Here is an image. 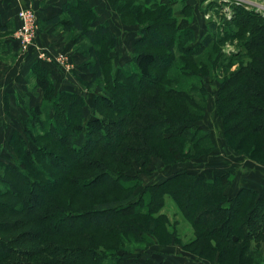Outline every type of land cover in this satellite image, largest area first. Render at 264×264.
I'll return each mask as SVG.
<instances>
[{"label":"trees","instance_id":"16d2710c","mask_svg":"<svg viewBox=\"0 0 264 264\" xmlns=\"http://www.w3.org/2000/svg\"><path fill=\"white\" fill-rule=\"evenodd\" d=\"M175 1L151 5L156 1L123 0L118 5L125 22L146 21L136 42L135 59L124 67H115L110 57L117 33L109 22L100 21L89 0H67L63 14L48 19V23L70 33L74 43H82L91 58L87 63L92 73L90 85L102 80L105 89L96 96V111L87 119V101L82 93L58 89L49 66L40 59L31 66L44 101L29 110L22 126L11 132L9 143L17 160L0 159V184L5 188L0 190V214L16 218H0V264H127V243L152 244V234L174 237L164 212L167 195L183 206L186 217L198 219L200 233L186 243L187 247L211 258L219 252L224 264L260 262L264 251V237H260L264 235V189L243 187L231 197L223 188L230 181L228 173L208 177L183 170L148 185L139 198L135 195L141 178L128 172V156H149L127 140H141L152 151L160 149L166 160L185 152L187 145L202 151L214 148L211 134L201 125L209 96L204 77L209 75L210 66L197 55L211 44L238 38L243 47L248 44L264 56L256 43L260 36L264 42V35L258 36L264 33L262 14L233 4V17L224 18L223 25L212 22V29L198 41L188 20L190 6H184L185 16L180 18L173 8ZM234 20L239 27H233ZM158 21L165 29L162 32L154 25ZM9 29V24L0 22V30ZM85 39L89 45L82 41ZM151 50H166L167 54ZM236 55L228 56L222 49L212 53L221 59ZM253 60L260 63L261 58ZM152 61H159L160 66L152 67ZM177 61L181 64L175 67ZM153 68L159 71L155 73ZM244 68L256 73L250 66ZM230 79L221 81L216 92V110L225 122L232 121L230 132L226 131L231 137L227 141L231 143L237 133L243 140L250 138L254 150L247 157L261 161L264 82L253 81L255 90L239 84L231 89ZM197 186L202 189L196 198ZM84 201L90 206L84 207ZM253 239L261 242L257 249Z\"/></svg>","mask_w":264,"mask_h":264},{"label":"rangeland","instance_id":"374dc122","mask_svg":"<svg viewBox=\"0 0 264 264\" xmlns=\"http://www.w3.org/2000/svg\"><path fill=\"white\" fill-rule=\"evenodd\" d=\"M138 1L142 3L146 2V0ZM152 1L147 0L149 3ZM155 1L156 2H152L151 5L157 2L165 4L170 0ZM122 2L123 0H116L113 4L110 0H101L98 2L96 8L98 16L101 17L100 21L101 19H105V21L112 25V28L117 33V43L110 51V57L115 67H124L134 61V55L135 52H137L136 42L141 37V31L146 27V21L132 23L133 21L125 22L123 20L121 13L117 10L118 5ZM186 4L190 6L191 13L188 20L195 30L196 40L198 41L202 40L212 29V22L223 25L224 18L231 19L233 17V4H240L248 10L264 16V0H176L173 2V8L178 17L182 18L185 16L182 10ZM154 16L157 17V14L154 13ZM17 19L18 23L15 29H13V31L9 30L7 33L0 31V38L10 34H13V37L16 36L21 25L18 13ZM130 19L134 20L132 17ZM256 22L258 23L259 21L255 20V23ZM154 25H156L161 32L165 30L161 21L154 23ZM232 25L233 27H239L235 20L232 22ZM43 26L44 23L40 22V24H38L40 35L43 31ZM246 35H249V33L247 32ZM260 35H264V33L258 34V36ZM260 37L256 38V43L259 50H264V42ZM82 41L89 45L88 40L85 39ZM55 42L57 48L52 47L53 51H55V56L61 58L65 66L64 69H61V72H58L59 74L56 77L52 76V78L58 89L67 88L69 85L68 83L71 82V87L80 90L79 92L84 95L87 101L85 114L88 119L96 111V107H94L95 98L103 94L105 81H97L94 85H90L92 73L88 70L87 63L91 58L86 55L85 50L82 48V43H74L73 36L64 30L63 27H59V36L56 38ZM61 46L62 48H59ZM24 47V45H19L18 52L15 55H8V57L4 59L8 64L5 65V67L1 66L0 69V159L12 162L17 160V156L9 143L11 132L22 126V118L29 110H33L35 106L40 103L42 104L44 101V92L36 86L35 80L30 72V61L34 59L36 54L38 55L39 47H41L39 38L33 46L29 48ZM216 49H222L228 56H231V53H236L237 55L226 59H221L219 57L215 58V56H212V53ZM139 51L141 52V50ZM153 52L155 54L159 53L160 55L167 54L166 50H157ZM256 57L261 58L260 63L254 62L253 59ZM197 59L210 66L209 75L204 77V83L208 88L209 96L206 99V109L203 119L201 120V125L211 134L214 148L209 151H202L197 148L192 149L187 145L185 152L166 160L162 158V151H160V149L155 148V151H152L149 150L148 146L141 140H134L133 142L127 140L129 143L134 144L138 151L146 152L149 156L145 158L136 153L128 156V172L132 175H139L141 178V184L135 189L136 198H139L144 193L148 185L160 182L183 170H189L208 177L228 173L230 181L228 185H225L223 188L231 197L235 196L243 187H250L257 190L264 189V159L260 161L255 158L250 159L247 157L251 156L254 150L252 148V141L250 138L247 139L246 136V140H243L244 137H242L240 133L234 134L235 136H232L231 139L232 142L228 143L227 140L231 137L226 134V131L230 132V123L232 121L225 122L226 119L224 116H221L216 110V92L221 81L228 80L231 77V89H234L236 85L239 84L252 88V90L256 89L253 85V81L255 83L259 81L260 84L264 82V56H259L248 44L243 47L240 39L228 38L224 42L211 44L203 53L197 55ZM180 64V61L175 62V67L180 66ZM151 65L152 67L160 66V62L152 61ZM247 66L252 67L256 73H252L253 75L248 73L244 68ZM73 69H78L77 72L79 73L76 74L75 71H72ZM152 70L155 73L159 71H157L156 68ZM68 75H71V77L67 80L65 77L67 78ZM251 79L252 82H248V80ZM192 81H194V78L193 80L190 79V83ZM16 83L18 85L17 88L23 94L24 109L27 110L26 113H24L25 111H21L20 107L15 103H13V106H10V108H7L8 112L4 107L2 100L4 91L8 86L15 85ZM145 93L146 92H143L141 94ZM226 109L232 108L227 107ZM253 121L260 122L258 118H254ZM133 132L139 131L134 129ZM31 147L35 148L32 143ZM188 150L190 151L186 154ZM1 168L0 166V174L3 172V168ZM51 171H56V174L62 175L56 169H52ZM3 189L5 188L0 184V190ZM195 189L196 194L194 197L197 198L199 197L198 192H200L199 190L202 189V187L197 186ZM59 193L60 196L63 195L61 191ZM65 199L67 202L69 201L68 197H65ZM83 203L84 207L90 206L88 201H84ZM182 207L183 206L178 205L170 195L166 196L164 212L168 215L169 223L174 231V237L164 238V236L160 234H152L154 237L152 244L146 242L127 243V247L129 248L126 255L127 264H135L138 261H148L151 263L165 261L170 264H224L218 256L219 252L214 254L212 258L210 256L205 257L200 255L198 250H195L194 247L186 246V243H190L196 234L200 233V228L197 223L198 219L193 220L186 217L184 213L185 210ZM0 218L4 220L11 219L10 221L16 219L7 214H0ZM255 219L258 220L259 216H256ZM252 228L255 229L253 225ZM260 237L263 239L264 235ZM220 239L221 238L217 237V240ZM260 243L261 242L257 239L252 240L255 249H257ZM261 248L262 247H260V249ZM262 253L263 256L261 260H258L260 262L257 264H264V251ZM41 259L42 257L37 258L39 261ZM235 263L238 264L237 262Z\"/></svg>","mask_w":264,"mask_h":264},{"label":"crops","instance_id":"0c3cea01","mask_svg":"<svg viewBox=\"0 0 264 264\" xmlns=\"http://www.w3.org/2000/svg\"><path fill=\"white\" fill-rule=\"evenodd\" d=\"M67 0H0V22L3 25L9 24L10 29H15L16 24L18 23L17 19V13L22 8H34L36 12L39 15V24L44 23V26L42 28L41 35L39 34V43L42 48L48 50L52 55H56L55 51H53V48H57L56 45V38L59 36V27L56 26L53 23H48V19L62 15L63 9L62 6ZM90 3L97 8L98 2L101 0H89ZM97 4V5H96ZM101 18V17H100ZM107 20V19H106ZM102 22L105 21V19H101ZM1 32L7 33L8 31H2ZM53 47V48H52ZM59 48H62L59 47ZM58 48V50H59ZM18 52V45L14 41L13 34L6 35L0 38V69L1 66L7 65L4 61L5 58L8 57V55H15ZM38 58V55L36 54L34 59L30 61V72H31V66ZM42 61V60H41ZM44 62V61H42ZM44 64L48 65L51 71L52 76L56 77L61 72V69H64L61 67L56 61L51 62H44ZM60 67V69H59ZM72 71H75L76 74L79 72L78 69H73ZM71 75H68L65 79H70ZM34 78V77H33ZM35 80V79H34ZM68 87L64 89H70L75 91H80L78 88L71 87V82L68 83ZM17 83L15 85H10L6 88L3 94V103L5 109L10 108V106H13V103L18 105L21 109V111H25V104H24V98L23 94L19 91L17 88ZM22 105V106H21ZM41 105V103L39 104ZM8 112V109H7ZM27 115V114H25Z\"/></svg>","mask_w":264,"mask_h":264},{"label":"built area","instance_id":"2783aa9c","mask_svg":"<svg viewBox=\"0 0 264 264\" xmlns=\"http://www.w3.org/2000/svg\"><path fill=\"white\" fill-rule=\"evenodd\" d=\"M18 18L21 22L19 31L14 36L19 45H24V48L33 46L39 38V15L34 8H25L18 12ZM38 58L44 62L56 61L64 68L65 63L61 58L52 55L48 50L39 47Z\"/></svg>","mask_w":264,"mask_h":264}]
</instances>
